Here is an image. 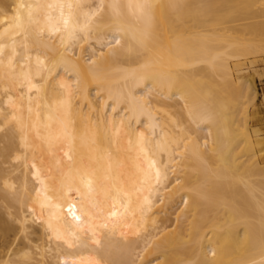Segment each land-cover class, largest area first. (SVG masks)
I'll list each match as a JSON object with an SVG mask.
<instances>
[{"label": "bare ground", "instance_id": "obj_1", "mask_svg": "<svg viewBox=\"0 0 264 264\" xmlns=\"http://www.w3.org/2000/svg\"><path fill=\"white\" fill-rule=\"evenodd\" d=\"M262 53L264 0H0V264H264Z\"/></svg>", "mask_w": 264, "mask_h": 264}, {"label": "rangeland", "instance_id": "obj_2", "mask_svg": "<svg viewBox=\"0 0 264 264\" xmlns=\"http://www.w3.org/2000/svg\"><path fill=\"white\" fill-rule=\"evenodd\" d=\"M257 56L242 58L240 59V62L239 60H236L235 62H238V64L232 62V69L236 80H238V77L242 74H246L249 78H253H250V80L255 84L254 86L257 92L254 102H250L247 105L250 112L249 124L252 126V130H257L264 138V53H262V55L260 54L258 57ZM239 63H241L240 68ZM234 65H236V67H234Z\"/></svg>", "mask_w": 264, "mask_h": 264}]
</instances>
